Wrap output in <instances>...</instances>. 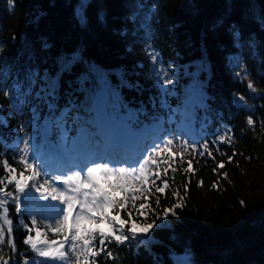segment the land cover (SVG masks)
I'll return each mask as SVG.
<instances>
[{"label":"trees","instance_id":"1","mask_svg":"<svg viewBox=\"0 0 264 264\" xmlns=\"http://www.w3.org/2000/svg\"><path fill=\"white\" fill-rule=\"evenodd\" d=\"M81 2L0 0V117L4 120L0 178L6 176L5 158L18 171L24 170L18 162L24 140L31 141L29 158L37 154L36 163L44 166L41 157L50 153L41 136L43 129L59 147L70 145L78 159L89 158L93 152L96 159L109 150L118 151L122 160L151 145L154 131L142 135L129 131L121 136L114 126L116 119L133 127L152 118L173 117L175 127L165 124V130L176 135L171 152L176 153L173 167L177 171H169L166 178L171 187L160 195L156 211L162 215L164 207L177 202L172 196L177 189L184 206L176 216L157 220L147 240L113 242L107 250L114 259L106 251L97 257V264H175L180 259L191 264H264V0H84L87 23L77 16ZM30 37L37 49L25 47ZM69 58L72 64L65 68ZM161 68L172 81L163 87L157 79ZM45 74L61 81L55 112L48 109L46 93L35 95L45 83ZM33 77L36 87L31 96L13 92L6 97L12 87L27 89ZM250 81L253 88L248 87ZM103 96L108 109L114 110L104 123H96L97 99ZM16 99H22L21 112L16 111ZM68 102L74 104L73 113L66 124L61 121L63 127H56L55 116ZM192 117L215 159L181 147L184 141L194 142ZM82 128L93 136L82 135ZM222 135L224 143L217 140ZM78 139L83 140L82 149ZM169 154L165 152L163 159ZM230 156L232 162H228ZM188 160L193 161L194 174L185 196L189 174L183 168ZM220 161L225 167L213 172ZM164 166L161 163V170ZM200 180L202 186H198ZM150 203L156 207L154 198ZM8 208L16 251L7 244L6 235L0 245V264L9 258L10 264H23L34 253L24 243L28 233L21 222H29L34 215L44 233L48 221L36 214L35 207L23 215L16 213L11 202ZM122 216L128 219L126 213ZM133 219L145 223L135 215ZM155 219L153 215L147 223ZM50 234L47 231L40 238L56 237Z\"/></svg>","mask_w":264,"mask_h":264},{"label":"snow or ice","instance_id":"2","mask_svg":"<svg viewBox=\"0 0 264 264\" xmlns=\"http://www.w3.org/2000/svg\"><path fill=\"white\" fill-rule=\"evenodd\" d=\"M87 7L88 4L82 0L77 10L81 23H87ZM152 59L155 61L157 57L153 54ZM71 64L72 60L69 58L65 68ZM36 75L38 74H34V77ZM34 77L29 81L27 89L12 87L5 93L6 97H11L13 92L21 97L31 96L32 90L36 87ZM42 79L45 83L40 85L35 95L40 97L41 93H46L50 98L45 101L48 109L50 112H55L59 108V105L55 103L59 99V77H49L45 74ZM157 79L162 87L172 83L167 78V72L162 68L157 70ZM104 83L106 85V81ZM248 87L253 88L251 81ZM0 90L3 89L0 88ZM238 99L244 98L238 96ZM15 105L17 112L23 110L22 99H16ZM73 109L72 102L66 103L64 108L60 109L55 116L56 127H63L61 121L67 123ZM133 118L130 116V119ZM75 119L80 117L76 116ZM3 123L4 120L0 117V124ZM247 123L252 125L254 121L248 117ZM81 134L93 136V133L86 128L81 129ZM217 140L224 143L226 136L222 135ZM22 142L25 147L18 152V162L22 163L23 171H18L9 164L7 158L2 161L6 176L0 178V209H2L0 245L4 243L7 235V244L11 246L13 252L16 251L15 240L12 237L13 220L9 219L10 202L15 205L18 215H23L26 209L35 207L36 214L48 221L44 233L40 227L36 226L37 220L34 215L29 222H21V226L28 233L24 243L29 245L34 253V257L31 259L26 257L23 264H97V257L106 251L107 256L114 259L112 252L107 250L110 244L113 242L125 244L130 240L140 241L142 238L147 240L157 220L167 218L169 215L176 216L177 209L184 206V197L177 189L172 191V196L177 199V202L170 207H164L162 215L156 211V208L160 207V195H165L166 190L171 187L169 179L166 178L169 171L173 174L177 171V168L173 167L175 163L173 158L176 153L171 152V146L174 143V137L171 135L160 137L158 141L142 149L138 155H129L115 162L113 160L104 162V158L101 157L98 158L99 162L91 161L89 165L55 175L45 166L36 163L37 157L29 158L31 141ZM227 142L231 143V140L227 139ZM213 145L216 146L215 141ZM181 147L185 152L190 147L194 154L201 157L207 154L215 159L207 140L199 148L197 142L189 144L188 141H184ZM216 150L219 151V148L216 147ZM165 152L170 153L167 160L163 159ZM235 154L234 151L233 156ZM232 160V156L228 157V162ZM161 163L165 164L162 170ZM192 165L193 161L188 160L187 167L183 168V172L189 174L184 184L185 196L194 174ZM224 167V161H220L217 167L213 168V172ZM70 172L73 174H69ZM222 175L227 177V173ZM157 181L160 183L158 184ZM202 185L203 180L198 181V186ZM216 186V182H213V187ZM153 198L155 208L150 203ZM51 201H57L58 204L53 205ZM122 213L127 214V220L123 218ZM134 215L142 218L145 223L138 224L133 219ZM153 215L156 219L147 223ZM33 229H35V236L32 235ZM47 231L63 238L55 241L41 239L42 234H46ZM2 264H10V258ZM175 264H191V262L188 259H180L175 261Z\"/></svg>","mask_w":264,"mask_h":264},{"label":"rangeland","instance_id":"3","mask_svg":"<svg viewBox=\"0 0 264 264\" xmlns=\"http://www.w3.org/2000/svg\"><path fill=\"white\" fill-rule=\"evenodd\" d=\"M158 1H159V0H158ZM80 40H81V39H80ZM27 42H28V40H26V43H24V44H25V47H29L30 45H33V46H35V49H37L36 44H35V40H32L31 37H30V42H29V43H27ZM76 45H77V44H76ZM76 45L73 46V47L76 48ZM21 46H22V45H21ZM78 46H79V48H80V46H81V41H80V43H78ZM200 47H201V46H200ZM202 48H203V47H202ZM25 50H26V48H25ZM201 52L203 53V52H204V49H202ZM55 63L59 64L58 60H56ZM200 66L203 67L202 64H201ZM55 69H56V68H55ZM57 70H58V73H59V72L61 73V69H60V68H58ZM131 71L137 73V71L134 70V69H132ZM77 80H78V79H75V81H77ZM59 82L61 83V81H59ZM105 104L107 105L108 103H105ZM107 108H109V107L107 106ZM94 120H95V121H100V122L104 123L105 120H107V114H106L104 111H102L101 109H99V111H98V115L94 116ZM55 202H56V201H51V203H55ZM41 239H46V238H41ZM59 239H62V237L56 236V237H54V238H52V239H49V240H53V241H55V240H59Z\"/></svg>","mask_w":264,"mask_h":264},{"label":"bare ground","instance_id":"4","mask_svg":"<svg viewBox=\"0 0 264 264\" xmlns=\"http://www.w3.org/2000/svg\"><path fill=\"white\" fill-rule=\"evenodd\" d=\"M196 88V87H195ZM92 99H93V97H92ZM100 99L101 98H98L97 100H99L98 101V103L100 102ZM92 101V100H91ZM66 105V104H65ZM65 105H63L62 104V108H64V106ZM61 108V109H62ZM192 128H193V131H194V135H193V137H192V141H194V142H197V147L199 148V145L201 144V142L203 141V136L201 135V133L200 132H198L197 130H195L196 128H197V126H198V122H197V120H196V118L195 117H192ZM204 124V123H203ZM95 144V143H94ZM55 204H58V202L56 201L55 202ZM51 236H55V235H53V234H50ZM59 237H61V236H59ZM63 238V237H62Z\"/></svg>","mask_w":264,"mask_h":264}]
</instances>
